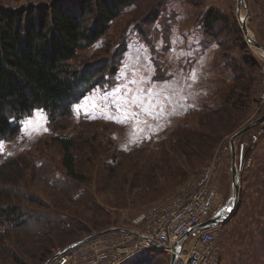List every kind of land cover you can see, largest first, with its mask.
I'll list each match as a JSON object with an SVG mask.
<instances>
[{"label":"trees","instance_id":"1","mask_svg":"<svg viewBox=\"0 0 264 264\" xmlns=\"http://www.w3.org/2000/svg\"><path fill=\"white\" fill-rule=\"evenodd\" d=\"M140 2L141 0H51L46 4L20 5L16 9L0 7V144L21 132L24 122L36 111H45L52 123L64 119L61 125H65L74 115L76 105L87 95L98 88L111 92L117 87L116 76L123 56L128 51L127 31L132 26L128 30L127 27L133 25L134 17L125 26L126 33L121 34L113 51L109 48L82 60L79 53L102 40L121 14ZM144 2L147 6L138 19V28L135 29L153 51L154 40L160 33L153 32V27L163 19L162 13L167 1ZM233 20L231 15L215 6H209L199 19L197 27L204 37L203 44L217 42L222 52L225 51L222 56L228 62L227 67L234 73V81L228 87L218 90L212 109L203 113L197 127H180L172 133L170 141L162 144L153 156L141 152L142 164L135 168L137 175L140 170L143 173L139 178L137 175L134 177V192L138 199L151 198L166 186L185 179L187 167L193 169L210 157L223 135L233 132L237 116L239 119L244 116L252 96L251 87L257 79L254 68L259 59L249 53H245L240 61L234 58L236 63L229 59L234 48L240 47L245 52L248 50L239 22ZM162 22L163 32L167 36L170 32L169 20L164 16ZM155 66L157 71L153 80H165V66L158 59ZM257 128L258 126L241 136L240 140L250 142L251 135ZM52 141L63 149L62 165L66 178L92 186L93 180L78 170L72 139L54 137ZM246 155L245 152L244 158ZM2 156L4 155L0 153V258L13 264H29V260L34 259L45 262L53 256L49 250L51 234L61 236L82 231L89 232L91 236L94 233L90 229L91 224H94L87 223L82 213L61 207L47 208L48 203L30 195L28 188L20 189L23 188L21 182H28L29 176L33 181L34 177L40 179L33 162L27 161L22 155ZM24 161L27 166L22 167L21 162ZM122 164L109 167L106 178L95 186L94 191H81L76 199H70L73 195L65 181H55L57 184L53 191L63 196L69 204L97 216L93 218L99 224L101 220L109 219L110 212L97 201L98 192L112 189L113 194H117L122 189V178L117 177ZM14 180L16 185L9 190L5 183ZM26 202L44 206L46 210L36 214L37 209L27 207ZM261 234L264 245V225ZM144 252L151 253L153 257L135 264H164V253L151 250Z\"/></svg>","mask_w":264,"mask_h":264},{"label":"rangeland","instance_id":"2","mask_svg":"<svg viewBox=\"0 0 264 264\" xmlns=\"http://www.w3.org/2000/svg\"><path fill=\"white\" fill-rule=\"evenodd\" d=\"M50 1L51 0H0V7L16 9L21 7L20 5L46 4ZM144 1L149 2V0H141L138 5L128 8L127 11L122 13V16L112 24L109 33L102 40L94 46L81 50L79 53V57L82 60L103 53L109 48H112L111 51H113L117 46V41L121 34L123 32L126 33L125 26L127 27L129 24L128 22L134 17L135 21L133 25L131 24L127 27L128 30L132 26L130 30L127 31L128 51L123 56L120 71L116 76L118 85L113 91L110 92V90L98 88L87 95L81 103L76 105L74 115L64 123L65 125H61L64 119L52 123V121L48 119L45 111H36L32 117L24 122L21 132L8 137V139L0 144V153L4 155L2 157H7L8 155L18 157L22 155L27 161L33 162L39 171L40 179L34 177L33 181L29 176L27 178L28 182H21L20 185L23 186V188L20 189L28 188V190L31 191L30 195L37 196L39 200L42 201L43 199L44 203H48L49 206L47 208L61 207L71 212L82 213L87 223L94 224L90 226V229L94 232L92 234L101 233L109 229L115 230L122 226H125L124 228H129L131 221L139 213L149 209L155 205L156 202L164 201L165 199H163V197L170 199L172 203L178 205L180 197H182L184 193L186 195L190 192L188 191L190 190L189 185L191 183L193 185L199 181L203 170L214 163V158H221V160L218 161L219 171L222 167H227V171L230 170L231 172V139L238 131L253 124L264 115V104L261 102V95L264 93V52L256 49L246 41L248 46L246 52L240 47H237L234 48L231 53V58L229 57L234 63H236L234 58L240 61L245 56V53L254 54L259 59L257 66L254 68L257 79L251 87L253 90L252 96L248 101L244 116L240 119L239 116H237L234 122L235 126L233 132L223 135L210 157L203 160L193 169L187 167L188 173L185 179L174 185L166 186L160 193L158 191V193L154 194L151 198L138 199L136 192H134V177L137 175L135 167L140 166L143 161L141 152L153 156L157 154L161 144L167 142L172 133H175L180 127H197L203 113L212 109L218 90L223 87H228L234 81V73L231 68L227 67L228 62L225 61V58L222 56L225 51L222 52V48L217 42L204 45V37L197 27V23L199 19L203 17L205 10L208 9L209 6L215 5H210L208 0H203L201 3H198V0H194L193 2H190V0H164L167 1V4L163 9L162 14L164 15H162V20H164V16L167 17L170 24V32L167 36L166 32H163L164 26L162 25V20L153 27V32L160 31V33L154 40L155 47L152 51L150 44H148L135 29V27L138 28V19L147 6ZM225 1L229 4L224 6L226 7L225 9H219L231 15L234 19L233 22L238 21L240 25L239 7L237 6V4L239 5V0ZM242 17L247 19L246 8H244ZM239 27L241 28V26ZM157 59L165 66L163 70L166 75L165 80H156L161 87L158 89L154 88L155 81L153 80L157 71L155 66ZM170 85L172 88L175 87L177 89V94L182 100L181 102H183L176 116L174 115L176 111L172 113L174 106L173 103L170 106L168 101L169 98H167L168 96L160 97L163 94L166 95V91L169 93ZM129 92H131V94H129ZM137 92L139 96L136 94ZM157 92L160 93V96L155 95ZM123 93L125 96L122 97L121 95ZM202 96H205V99ZM158 97H160L159 100H162L163 104L166 105L164 109L161 111L159 110L160 112H164L165 115H162L158 119H155L153 115H149L152 118L150 123L146 120H139L138 116L141 115L143 111L149 114L148 107L157 113ZM132 112H134L135 115L132 116ZM124 113H127L128 116ZM120 114L123 116V119L120 118ZM179 114H181L180 120L176 122L175 119ZM128 123H130V126H128ZM161 123L164 125L159 127ZM150 124H153L152 128H150ZM134 125H138L139 128ZM136 130H140L141 134H138ZM152 132H155L157 135L153 136ZM54 137L72 139L75 144L74 151L78 170L84 176L93 180L92 186H88L85 183H75L66 178L62 165L64 152L59 144L52 141ZM240 138H238L235 143L237 155H239ZM246 141L249 143V140ZM229 145L230 151H225L224 148ZM252 145L253 143L250 141V146L247 147L250 152H252ZM260 161L264 160L256 159L251 167H244L243 171L240 172L241 189L246 184L251 185L249 188L250 192L252 187H254L255 193L259 199L258 205H261V201H264V163ZM21 163L22 167L24 165L27 166L25 161ZM121 164L122 166L119 169L117 177L122 178V189L120 188L121 190L118 191L117 194H113L111 191L112 189H103L102 193L98 192L97 201L110 212L111 217H109V219L106 218L104 221L101 220L99 224L95 223L94 220L97 216L94 217L89 211L79 206L76 207L69 204L63 196L57 195L53 191L57 184L55 181H65L73 195L70 199H76L81 191L86 189L94 191L95 186L100 184L103 178H106L109 167H117V165ZM255 164L260 165L257 170ZM30 168H32V166ZM142 170H144V168H142ZM253 171L256 172L254 173ZM142 173L143 171L140 170L138 173L139 176L137 175V177L139 178ZM32 174H35V172ZM5 185L10 190L15 187L16 181L14 180L10 183L6 182ZM111 188H113V185ZM222 190V186L218 188L213 198V206L224 199ZM14 194L16 193H13V195ZM249 195L250 193L248 196ZM231 196L232 195H230L228 199H230ZM13 201L15 202L14 198ZM226 201L227 200H225L224 203ZM238 202H240V197ZM26 205L27 207L31 206L32 209H37L36 214H38L39 211L46 210L44 206L40 205H31L27 202ZM141 207L143 208L141 209ZM208 216H210V213L207 217ZM48 217L53 218L51 215H48ZM102 222L104 223L101 224ZM235 222V220L228 222L225 231L228 232L232 226L235 225ZM98 225L100 227L97 228ZM226 232L224 235H227ZM108 233H104L103 235L108 236ZM238 233H240V228L236 227L233 236L238 235ZM119 235L113 236V242L115 241L116 243L120 241L118 238ZM89 236V232L82 231L61 236L56 233L51 234L49 238L51 241L49 250L53 254L52 257L64 250L66 246ZM100 237L101 235L85 242L83 245L98 242ZM224 237L223 235L220 237L222 241ZM262 251L264 252V245L261 247V253ZM129 254L131 253L127 255ZM52 257L50 259H52ZM152 257L153 255L151 253L144 252L128 262L135 264L149 260ZM50 259L45 262L36 259L29 260V264H46ZM0 264L13 263L9 260L4 261L3 258H0ZM164 264H167L166 261H164Z\"/></svg>","mask_w":264,"mask_h":264},{"label":"built area","instance_id":"3","mask_svg":"<svg viewBox=\"0 0 264 264\" xmlns=\"http://www.w3.org/2000/svg\"><path fill=\"white\" fill-rule=\"evenodd\" d=\"M242 10L244 11V6ZM248 19L247 16V21ZM261 102L264 104V93L261 95ZM251 141L253 152L254 147L264 141V123L252 133ZM240 144L250 146V142L246 140H240ZM224 150L230 151V145ZM252 152L246 153L244 163L239 166L240 172L244 167L252 166L255 160ZM220 160L219 157L213 159L214 163L203 170L199 181L189 185L190 192L180 197L178 205L164 198V201L139 213L131 221L129 228L132 229H126L132 232L114 230L108 236L101 235L98 242L82 244L48 264H124L149 250L164 253L167 264L171 263L174 254L178 257L176 264H221L222 247L219 240L222 225L198 228L205 220L213 217L221 206L215 207L212 201L210 203ZM209 212L210 216L207 218ZM114 235H119L120 241L113 242ZM190 235L193 238L189 242ZM128 253L131 254L127 255Z\"/></svg>","mask_w":264,"mask_h":264},{"label":"crops","instance_id":"4","mask_svg":"<svg viewBox=\"0 0 264 264\" xmlns=\"http://www.w3.org/2000/svg\"><path fill=\"white\" fill-rule=\"evenodd\" d=\"M246 1V12L247 15L249 16V32L251 37L256 39L261 45L264 46V0H245ZM210 5H215L216 7L220 9H225L227 4H229L225 0H208ZM160 83V82H159ZM156 89L161 88L157 81L154 83ZM170 91L169 93L166 91V95L163 94L160 96V93H156L155 95H159L160 97H167L169 98V104L170 106L173 103L174 115L176 116L177 113L179 112L180 105L183 104L181 102L182 100L179 98L177 94V89L172 86H169ZM207 93V92H206ZM131 94V92H129ZM139 96V93H136ZM122 97L125 96L123 93L121 95ZM158 101V111L157 113L153 111V109L149 108V111L147 114L146 112L143 111L141 115L138 116L139 120H146L150 123L152 118L149 115H153L155 119H158L162 115L164 116V112H160L162 109L166 107L165 104H163L162 100ZM205 99V96H202ZM207 98V97H206ZM171 99V100H170ZM157 106V105H156ZM151 110V112H150ZM160 110V111H159ZM127 115V113H124ZM130 114V111H129ZM158 114V116H157ZM135 115L134 112H132V116ZM180 115L175 119L176 122L180 120ZM128 116V115H127ZM120 118L123 119V116L120 114ZM188 121V120H187ZM130 123H128V126ZM164 125L161 123L159 127ZM139 128L138 125H134ZM153 127V124H150V128ZM135 128V127H134ZM136 129V128H135ZM137 131V130H136ZM135 132V131H134ZM138 134H141V131H137ZM152 135H157L155 132H152ZM171 136L169 137V139ZM168 139V141H169ZM167 141V142H168ZM149 142V141H148ZM164 144V143H162ZM161 144V145H162ZM247 147L241 146L239 149V164L242 165L245 161L244 154L245 152L247 153ZM253 158L257 160L262 159L264 160V141L262 144L255 146L252 152ZM263 162L264 161H260ZM257 163V162H256ZM256 165V164H255ZM260 165H256V170ZM254 173L256 171H253ZM253 173V174H254ZM231 181V184H230ZM222 186V196H224V199L219 201L217 205H214L217 207L220 204H223L225 200H229L228 197H230L231 192L233 191V183H232V175L230 170L227 171V167H222L220 171L218 172L215 180V189L217 193V190L219 187ZM251 185H245L241 189V195H240V202H238L237 205H234V213H229L231 215H227V220L225 221L226 223L222 225L221 227V235L225 236L223 238V241L219 240L221 247H222V259H221V264H264V252L262 251L261 253V247L263 246L262 243V234L260 233V229L264 223V201H261V205H258V197L257 194L255 193L254 187L249 192V188ZM253 190V192H252ZM250 195L248 196V194ZM214 194V196H215ZM213 196V198H214ZM166 198V197H165ZM164 199V197H163ZM213 202V199H212ZM157 203V202H156ZM213 205V204H212ZM143 207H141L142 209ZM146 209V208H145ZM144 210V209H143ZM146 211V210H145ZM143 212V211H142ZM210 213V212H209ZM208 213V214H209ZM207 217V215H206ZM209 218V216L207 217ZM235 220V225L232 226V228L226 232L225 227L228 222H232ZM125 226H122L121 228H124ZM236 227L240 228V233L238 235L233 236V232L236 229ZM226 232L227 235H224ZM193 235L189 236V242L192 240ZM139 255V254H138ZM137 256V255H136ZM135 256V257H136ZM134 258V257H133ZM131 260V259H130ZM128 260V261H130ZM127 261V262H128ZM126 262V263H127Z\"/></svg>","mask_w":264,"mask_h":264},{"label":"water","instance_id":"5","mask_svg":"<svg viewBox=\"0 0 264 264\" xmlns=\"http://www.w3.org/2000/svg\"><path fill=\"white\" fill-rule=\"evenodd\" d=\"M246 8V4H245V0H239V18H240V26L241 29L244 33L245 39L248 43H250V45H253L256 49L263 51L264 52V46L261 45L256 39H254L253 37H251L250 32L248 30V25H247V21L246 19H244L242 17V9ZM264 123V115L262 117H260L257 121H255L253 124H250L246 127H244L243 129H241L240 131H238L233 138L231 139L230 143H231V147H232V183H233V191H232V196L231 198L226 201L223 205H221L217 211V213L211 217L210 219L205 220L203 223H201L199 225L198 228L200 229H204V228H209L211 226H215V225H224L226 222L227 215H231L229 213H234V208L233 205H237L238 201H239V197H240V193H241V174L238 168V155L236 152V140L238 138H240L241 136L245 135L247 132L251 131L252 129L256 128L257 126H259L260 124ZM216 192V189H214L210 203L213 199V196ZM114 229H109L107 231L101 232V233H95L89 237L83 238L80 241H77L71 245H69L66 249L60 251L59 253H57L54 257H52V259H50L46 264H48L51 260L61 256L62 254H65L71 250H73L74 248L84 244L85 242L96 238L100 235H103L104 233H108L113 231ZM115 230H125V231H130L126 228H116ZM132 232V231H130ZM138 236H140L139 234H137ZM178 260V257L176 254L173 255L172 259H171V263L170 264H176Z\"/></svg>","mask_w":264,"mask_h":264},{"label":"bare ground","instance_id":"6","mask_svg":"<svg viewBox=\"0 0 264 264\" xmlns=\"http://www.w3.org/2000/svg\"><path fill=\"white\" fill-rule=\"evenodd\" d=\"M246 21H247V19H246ZM234 206V205H233ZM235 207V206H234Z\"/></svg>","mask_w":264,"mask_h":264}]
</instances>
